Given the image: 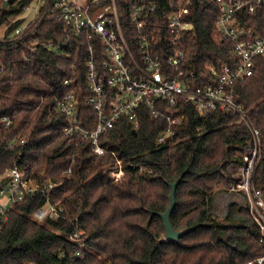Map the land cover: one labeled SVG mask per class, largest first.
Listing matches in <instances>:
<instances>
[{
	"label": "trees",
	"instance_id": "trees-1",
	"mask_svg": "<svg viewBox=\"0 0 264 264\" xmlns=\"http://www.w3.org/2000/svg\"><path fill=\"white\" fill-rule=\"evenodd\" d=\"M24 2L0 0V119L11 118L7 126L0 120V174L17 166L40 187L8 211L0 227V264H256L264 256V241L247 206L231 201L223 216L213 212L215 190L226 191L239 179L230 165L244 166V157L251 155V133L244 121L228 110L199 111L182 100L164 104L167 113H183L184 118L159 139L167 119L142 106L137 129L117 120L99 136L106 152L95 156L89 140L63 134L67 120L56 109L57 99L74 91L83 117L90 116L85 42L70 34L64 55L33 45L34 39L56 42L66 35L60 23L45 15L13 33L22 24ZM160 7L162 0L159 12ZM217 15L209 0L193 1L194 30L185 51L197 71L208 60L217 63L231 56V43L212 31ZM252 23L264 30V4L246 16L244 24ZM155 35L165 41L167 32L161 28ZM233 91L259 131L250 184L264 199V56L255 57L252 74ZM95 123L89 119L86 126L93 129ZM116 158L123 170L119 178L108 174L117 167ZM48 181L51 186L44 185ZM174 182L170 221L186 232L171 241L164 236L160 213L169 205ZM47 195L63 209L58 216L37 220L33 213ZM77 230H82L81 249L70 238Z\"/></svg>",
	"mask_w": 264,
	"mask_h": 264
},
{
	"label": "built area",
	"instance_id": "built-area-1",
	"mask_svg": "<svg viewBox=\"0 0 264 264\" xmlns=\"http://www.w3.org/2000/svg\"><path fill=\"white\" fill-rule=\"evenodd\" d=\"M30 1L21 4L22 11L28 9ZM34 1V19L45 15L60 23L66 35L56 42L34 39L33 45L40 43L64 55L70 34L85 42L88 53L85 105L91 110L90 116L83 117V108L74 91L58 98L56 109L67 120L63 134H76L89 140L95 156L106 152L99 143V136L117 120L124 119L133 130L137 129L142 106L153 116L167 119L168 127L159 136L161 139L171 132L172 124L184 118L183 113L174 116L167 113L164 104L175 106L182 100L191 102L199 111L220 109L238 115L251 133L249 146H253L256 153L259 131L251 126L242 106L235 101L233 86L252 74L256 56H264V30L257 23H252L254 26L244 24L246 16L251 15L257 5L264 4V0H209L218 9L212 31L231 43V56L228 61H206L202 71H197L186 59L185 51V40L194 30L190 19L194 0H162L160 12L157 11L159 0ZM34 19L18 25L13 33L25 30ZM161 28L167 32L165 41L155 35V30ZM156 48H162V53ZM64 82L69 81L65 79ZM89 119L96 121L93 129L86 126ZM0 120L7 126L11 118L5 116ZM120 163L116 158L117 167L108 170L110 176L119 178L122 175ZM250 166L246 165L242 171L243 182L236 183L238 191L243 193L236 202L247 206L258 227L259 240L264 241V199L250 184ZM65 172L69 174L71 168ZM44 185L51 186L52 182ZM39 187L38 182L29 178L27 170L20 167L0 174V227L14 202ZM48 199L47 195L45 203L34 211L35 219L58 216L62 211L61 205ZM81 233L82 230H77L70 235L74 241L78 240L80 249L84 242ZM263 260L264 256L258 257L256 264H262Z\"/></svg>",
	"mask_w": 264,
	"mask_h": 264
},
{
	"label": "rangeland",
	"instance_id": "rangeland-1",
	"mask_svg": "<svg viewBox=\"0 0 264 264\" xmlns=\"http://www.w3.org/2000/svg\"><path fill=\"white\" fill-rule=\"evenodd\" d=\"M36 3L34 0L30 1L29 3V7L27 10L22 11L20 13V17L23 19L22 24L27 23L28 21H31L32 19H34L35 17V7ZM4 29V25H2L0 27V35L2 34ZM248 151L251 153V155L249 156H245V163L244 166L241 165L238 168L235 166L230 165V171H232L233 173H235L234 175H238L237 177L239 178L238 182H243V175H242V171L245 170L244 167L248 164H250L251 166V170H252V164H253V159L255 157V153L253 151V146H248ZM244 175H245V171H244ZM234 186V187H233ZM232 187H230L228 190H222L221 188H217L214 192L215 196L213 198V212L215 214H217L218 216H223L226 212V208H227V204L231 201H236L239 197V194H242V192H239V187L235 185H233Z\"/></svg>",
	"mask_w": 264,
	"mask_h": 264
},
{
	"label": "water",
	"instance_id": "water-1",
	"mask_svg": "<svg viewBox=\"0 0 264 264\" xmlns=\"http://www.w3.org/2000/svg\"><path fill=\"white\" fill-rule=\"evenodd\" d=\"M7 1H5L4 6L6 5ZM177 186V183H170V194H169V205L166 208V210L162 213H160V217L163 220V224H164V228H165V232H164V236L167 240H171V241H176L182 234H184L186 232V230H178L175 229L170 221V213L173 209V207L175 206V188Z\"/></svg>",
	"mask_w": 264,
	"mask_h": 264
}]
</instances>
